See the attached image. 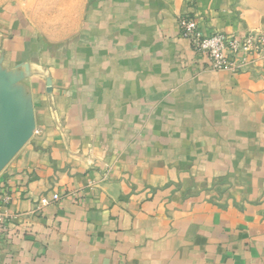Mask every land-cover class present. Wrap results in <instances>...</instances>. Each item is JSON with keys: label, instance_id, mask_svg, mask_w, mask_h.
Listing matches in <instances>:
<instances>
[{"label": "crops", "instance_id": "crops-1", "mask_svg": "<svg viewBox=\"0 0 264 264\" xmlns=\"http://www.w3.org/2000/svg\"><path fill=\"white\" fill-rule=\"evenodd\" d=\"M183 15L264 31V0L0 11L1 264H264V57L212 70Z\"/></svg>", "mask_w": 264, "mask_h": 264}, {"label": "built area", "instance_id": "built-area-1", "mask_svg": "<svg viewBox=\"0 0 264 264\" xmlns=\"http://www.w3.org/2000/svg\"><path fill=\"white\" fill-rule=\"evenodd\" d=\"M179 33L194 51L208 57L209 67L215 71L224 70L238 74L243 72L249 63L264 57V31L204 34L196 18L183 15L179 18ZM10 198V194L0 189V243L7 237V225L12 216L6 209ZM58 199V194L52 195L51 198L41 197L35 205V210L40 212Z\"/></svg>", "mask_w": 264, "mask_h": 264}, {"label": "water", "instance_id": "water-1", "mask_svg": "<svg viewBox=\"0 0 264 264\" xmlns=\"http://www.w3.org/2000/svg\"><path fill=\"white\" fill-rule=\"evenodd\" d=\"M13 126L14 132L19 133L23 130L21 126L17 125L16 123H11ZM11 155V149L7 144L6 138L0 130V170L4 167V165L7 163L9 157Z\"/></svg>", "mask_w": 264, "mask_h": 264}, {"label": "rangeland", "instance_id": "rangeland-1", "mask_svg": "<svg viewBox=\"0 0 264 264\" xmlns=\"http://www.w3.org/2000/svg\"><path fill=\"white\" fill-rule=\"evenodd\" d=\"M25 0H0V11L14 8L18 3Z\"/></svg>", "mask_w": 264, "mask_h": 264}]
</instances>
